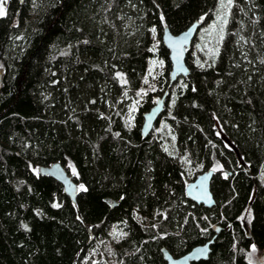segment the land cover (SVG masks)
I'll list each match as a JSON object with an SVG mask.
<instances>
[{
	"label": "trees",
	"instance_id": "obj_1",
	"mask_svg": "<svg viewBox=\"0 0 264 264\" xmlns=\"http://www.w3.org/2000/svg\"><path fill=\"white\" fill-rule=\"evenodd\" d=\"M219 2L0 0V264H82L101 241L93 264H165L162 248L181 256L216 226L195 264H254L251 248L264 252V0H233L217 53L199 66L189 50V74L172 85L160 40L164 28L212 23ZM154 60L156 90L128 123ZM165 92L161 130L143 139L142 115ZM56 162L78 186L74 203L38 174ZM208 170L212 208L184 193Z\"/></svg>",
	"mask_w": 264,
	"mask_h": 264
},
{
	"label": "water",
	"instance_id": "obj_2",
	"mask_svg": "<svg viewBox=\"0 0 264 264\" xmlns=\"http://www.w3.org/2000/svg\"><path fill=\"white\" fill-rule=\"evenodd\" d=\"M199 29V22L192 23L186 30L172 34L168 28H164L161 32V44L168 51V61L170 63L169 83L174 84L179 78H184L189 74V68L186 65V54L191 49L196 33ZM2 88V75L0 73V89ZM167 93L158 98L155 105L148 111L143 113V122L140 128V135L145 139L151 134L157 120L163 113ZM40 176L50 177L61 185L63 193L74 203L78 192L77 184L72 180L71 176L59 163H52L47 166L38 168ZM214 171L208 170L198 174L189 184L186 185L184 193L188 200L197 205L206 208H212L215 205V199L210 190V184ZM221 228L216 226L215 232H219ZM207 240L203 244L192 247L185 254L174 257L165 248L161 249V254L165 264H195L200 261L207 260L211 251L216 235ZM255 264H264V252L260 253Z\"/></svg>",
	"mask_w": 264,
	"mask_h": 264
},
{
	"label": "rangeland",
	"instance_id": "obj_3",
	"mask_svg": "<svg viewBox=\"0 0 264 264\" xmlns=\"http://www.w3.org/2000/svg\"><path fill=\"white\" fill-rule=\"evenodd\" d=\"M232 1L233 0H231V2L229 3V0H220L219 5L216 9L214 21L205 27H199L196 33V40L190 49L191 60L194 64L204 66L208 62L209 58L213 57L217 53L223 27L225 24L226 13L228 8L232 5ZM162 67L163 64L161 61L154 60L150 62L147 73L148 78L144 81V86L137 91L136 99L130 105L128 113L126 115L128 123L132 121L133 115L138 109V104L141 102L143 95L148 91L153 92L156 90V79L158 75L162 72ZM160 130V127L154 126L152 131L159 132ZM222 138L226 145L232 148L235 151V154L238 159H240L238 152L236 151L233 144L226 138H224L223 135ZM189 181L191 182L190 177ZM239 219L242 227L246 230L250 221L249 211H244L239 217ZM115 236H117V234ZM98 247H100V250L94 251L90 254V261L85 260L82 262V264H93L95 262L100 261L102 256H100L99 252L107 251V244L106 242L101 241L98 243ZM259 254L260 253L257 252L254 247L251 248V258L254 264ZM105 261V264H112L110 256L106 258Z\"/></svg>",
	"mask_w": 264,
	"mask_h": 264
},
{
	"label": "snow or ice",
	"instance_id": "obj_4",
	"mask_svg": "<svg viewBox=\"0 0 264 264\" xmlns=\"http://www.w3.org/2000/svg\"><path fill=\"white\" fill-rule=\"evenodd\" d=\"M230 2H231V0H229V3ZM5 14H6V12H5V9L3 7V4L0 3V16H4ZM153 31H154V29H153Z\"/></svg>",
	"mask_w": 264,
	"mask_h": 264
},
{
	"label": "bare ground",
	"instance_id": "obj_5",
	"mask_svg": "<svg viewBox=\"0 0 264 264\" xmlns=\"http://www.w3.org/2000/svg\"><path fill=\"white\" fill-rule=\"evenodd\" d=\"M189 184V183H188ZM93 241V240H92Z\"/></svg>",
	"mask_w": 264,
	"mask_h": 264
}]
</instances>
